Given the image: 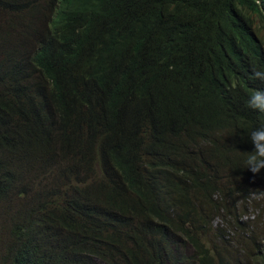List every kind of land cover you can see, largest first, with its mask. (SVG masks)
Returning a JSON list of instances; mask_svg holds the SVG:
<instances>
[{
    "label": "trees",
    "instance_id": "16d2710c",
    "mask_svg": "<svg viewBox=\"0 0 264 264\" xmlns=\"http://www.w3.org/2000/svg\"><path fill=\"white\" fill-rule=\"evenodd\" d=\"M264 0H0V264H264Z\"/></svg>",
    "mask_w": 264,
    "mask_h": 264
},
{
    "label": "clouds",
    "instance_id": "9594fccd",
    "mask_svg": "<svg viewBox=\"0 0 264 264\" xmlns=\"http://www.w3.org/2000/svg\"><path fill=\"white\" fill-rule=\"evenodd\" d=\"M260 36L264 41V27ZM252 78L264 84V71H253ZM247 107L254 111L264 112V88L255 89L249 94ZM248 138L252 144V150L247 154L244 168L249 169L253 174H258L264 169V125L252 127Z\"/></svg>",
    "mask_w": 264,
    "mask_h": 264
}]
</instances>
